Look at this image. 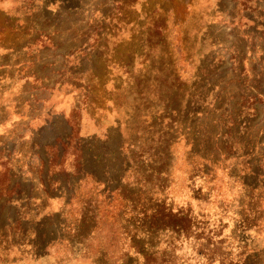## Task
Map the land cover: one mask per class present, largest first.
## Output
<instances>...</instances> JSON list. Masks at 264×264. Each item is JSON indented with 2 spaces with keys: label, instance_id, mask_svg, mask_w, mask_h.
<instances>
[{
  "label": "rangeland",
  "instance_id": "374dc122",
  "mask_svg": "<svg viewBox=\"0 0 264 264\" xmlns=\"http://www.w3.org/2000/svg\"><path fill=\"white\" fill-rule=\"evenodd\" d=\"M239 9L243 7L234 0H0V172L10 169V189L19 187L16 189L19 194L9 205L1 209L5 198L0 201V229L7 236L5 241L0 239V264H134L135 246L147 254L149 242L143 237L132 239L137 226L132 223L129 211H125L121 220L122 212L118 211L120 196L116 190L124 185H128V191L133 189L137 178L133 162L141 159L133 147L132 161L125 158L127 153L123 152L125 148L122 150V142L134 140V132L141 137L149 131L146 127L151 117L147 116L153 109L147 100L142 101V97L135 95L133 88L125 90L130 86L125 71L134 75L148 73L144 60L151 62L160 56L162 62L156 61L147 84L154 83L155 73L161 69L159 87L163 90L176 87L167 71L175 67L184 78L191 76L200 56L198 41L207 33L217 40L216 54H222L225 47L229 49V56L233 47L243 49L244 43L238 34L243 27L231 25L229 16ZM60 11L70 14H57ZM247 20L245 15L244 21ZM262 28L263 24L259 31ZM39 31L51 35L58 46L57 50L47 51L44 68L43 62H39L41 47L50 41L45 35L39 39ZM96 31L101 34L100 42L92 41L83 49L72 51L74 46L80 47L86 42V34ZM147 43L150 47L145 50ZM204 49L208 50L206 46ZM69 53L68 59L64 55ZM77 63L82 64L85 80L92 88L90 97L101 106L98 111H90L93 115L83 111L81 138L93 146L87 166L111 183L107 187L105 183L86 179L79 187L76 184L67 191L58 169L54 174L53 168L49 171L48 163L42 165L41 160L51 158L53 152L44 147L56 135L68 134L65 120L76 114V108L85 109L87 102L71 84L54 92L41 88L45 84L53 88L63 76L68 80ZM34 72L44 79V85L35 82ZM118 77L123 80L122 87ZM138 82L141 90L143 81ZM104 99L108 101L103 108ZM181 134L170 176L164 175L165 182L159 183L174 202V213L190 208L197 215L192 225L196 227L206 221L210 229L225 225L223 234L227 235L234 227L231 217L223 216L218 207V192L214 195L208 192L203 174L191 177L192 169L185 162L188 150L182 139L187 134L195 139V133ZM248 137L253 135H244ZM67 159L68 168L73 157L68 155ZM240 159L241 167L244 163ZM136 165L140 174L152 176L153 170L148 171L146 164L136 162ZM51 174L56 176L50 177ZM150 178L156 182V176ZM49 179L62 182L63 188H57L48 197L42 180L48 183ZM76 189L78 192L70 203L67 194ZM236 191L232 193L236 195ZM87 203L100 209L86 243H82L70 227L80 220ZM256 235L254 230L239 232V241L232 239L231 242L259 247L256 243L262 239ZM5 245L7 252L3 250ZM192 248L191 244H185L179 261L192 256ZM197 261L201 264L198 258L193 263L198 264Z\"/></svg>",
  "mask_w": 264,
  "mask_h": 264
},
{
  "label": "trees",
  "instance_id": "16d2710c",
  "mask_svg": "<svg viewBox=\"0 0 264 264\" xmlns=\"http://www.w3.org/2000/svg\"><path fill=\"white\" fill-rule=\"evenodd\" d=\"M234 1L243 7L242 10L229 14L231 25L243 27L238 32L242 38L241 42L244 43L243 49L235 46L229 56L228 47H223V53L216 54L217 40L210 38L208 33L206 36L202 35V39L198 41L201 48L195 72L184 78L177 68H170L167 75L176 82V87L168 90L160 88L161 69L156 71L154 83L147 84L152 79L150 72L156 61H160V56L153 58L151 62L144 60L145 72L148 73H137L135 76L125 71L130 84L125 90L130 91L133 88L136 96L142 97V101L147 100L146 102L153 107L147 116L151 117L146 127L149 131L145 132V135L141 134V137L135 136L134 132V140L125 139L122 142V150L125 148L123 152L127 153L124 155L125 158L132 161L130 157L133 158L135 154L134 148L140 153V161L136 158L133 162L137 174L133 191L127 190L128 185L116 190V194L120 196L118 206V211L122 212L120 220L128 210L132 216V223L137 226L132 239L143 237L146 243L149 242L147 254L142 251L143 248L135 246L137 256L132 259L134 264H194L193 260L196 258L201 264H264V0ZM236 9L238 10V5ZM57 14L70 13L60 11ZM245 15L248 17L247 21H244ZM261 24L263 28L259 31ZM44 33L39 31V39H42ZM100 36L99 31L92 35L86 34L84 36L86 42L80 47L74 46L72 51L81 50L86 43L92 41L100 42ZM45 37L50 43L41 47L44 53L41 50L39 62H43V68L47 66V51L58 49L51 35L46 34ZM205 46L208 50L204 49ZM145 47V50H148L150 45L147 43ZM70 53L64 56L71 55ZM167 55L171 57L170 54ZM70 57L68 56V59ZM228 63L230 66H227ZM75 65L76 68L71 71L68 80L63 76L53 88L46 84L41 88L44 91L52 89L54 92L71 84L72 88L80 91L79 97L87 102L85 109L76 108L74 110L76 114L65 120L69 129L68 134L56 135L53 142L44 147V150H51L53 154L47 160L42 159L41 164L48 163L49 171L53 168L54 174L58 169L57 173L64 177L62 180L66 183L67 191L72 190L76 184L78 185L76 187H79L86 179L105 183L109 187L110 179L103 180L87 166L88 154L93 151V146L89 140L81 138L83 111L93 115L90 111H98L101 106L94 101V97L93 99L90 97L92 88L89 81L85 80L86 73L83 72L82 64ZM33 76L37 84L44 85V79L39 74L34 72ZM139 80L143 81L141 90ZM120 82L118 84L122 87ZM104 101L103 108L108 100ZM188 131L195 133V139L187 134ZM181 133L187 134L182 141L188 150L185 162L192 169L191 177L203 174L204 187H207L212 195L218 192L216 194L220 198L218 207L223 216L231 217L234 228L230 229L227 235L223 234L225 225L219 224L212 229L209 221L196 227L192 225V220H196L197 215L190 208L174 213V208L169 205L172 200H169L170 197L163 185L159 183L163 180L165 182L164 175L170 176ZM247 134H252L253 137L244 138ZM68 155L73 159L67 168ZM240 158H243L244 163L241 167L238 165ZM233 160L237 162L233 163ZM136 162L146 164L148 171L153 170L151 174L156 176V182L150 178L152 176L140 174ZM238 166L240 169H236ZM4 171L0 172V201L5 198L1 209L9 205L19 194L16 191L19 188L17 185L10 189L11 170ZM106 176L109 177L110 173H106ZM42 183L47 196L55 193L57 188H63L62 182L55 179H49L48 183L42 180ZM223 188L226 191L223 192ZM202 190L203 188L200 191ZM235 190L236 195L232 193ZM77 192L78 189L67 194L70 203ZM228 198H231L230 202ZM86 205L82 208L80 220L70 227L82 243H86L87 234L93 229L91 225L98 217L100 209L97 205L93 206L90 203ZM249 230H254L256 236L262 239L256 243L259 247L250 248V245H243L241 242L232 244V239L239 241V232L246 233ZM161 232L167 233L168 236L162 245L156 246L157 236ZM197 232L199 233L195 236ZM0 239L4 241L7 239L1 229ZM185 244L192 245V256L179 261ZM7 249L6 245L3 246L4 251L7 252ZM177 257L178 259H175ZM196 263L199 264V261Z\"/></svg>",
  "mask_w": 264,
  "mask_h": 264
},
{
  "label": "water",
  "instance_id": "95a60500",
  "mask_svg": "<svg viewBox=\"0 0 264 264\" xmlns=\"http://www.w3.org/2000/svg\"><path fill=\"white\" fill-rule=\"evenodd\" d=\"M118 82H120L121 80H120V78L118 77ZM169 205L171 206V207H174V204H173V202L171 201V202H169ZM166 236H168L167 235V233H165V232H161V233H159L158 234V236H157V242H156V246H159V245H162L164 242H165V238H166Z\"/></svg>",
  "mask_w": 264,
  "mask_h": 264
}]
</instances>
